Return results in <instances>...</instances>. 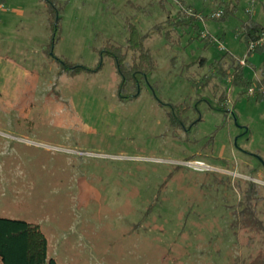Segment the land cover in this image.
Masks as SVG:
<instances>
[{"label": "rangeland", "instance_id": "obj_1", "mask_svg": "<svg viewBox=\"0 0 264 264\" xmlns=\"http://www.w3.org/2000/svg\"><path fill=\"white\" fill-rule=\"evenodd\" d=\"M55 1L53 55L40 0L0 4V215L38 223L60 264H243L264 251V230L229 225L227 206L246 180L264 185V98L211 67L244 56L258 75L264 47L248 52L237 30L264 25V0ZM187 5L196 26L172 27ZM127 23L156 60L136 90L92 49L124 43ZM54 56L92 71L69 76Z\"/></svg>", "mask_w": 264, "mask_h": 264}, {"label": "trees", "instance_id": "obj_2", "mask_svg": "<svg viewBox=\"0 0 264 264\" xmlns=\"http://www.w3.org/2000/svg\"><path fill=\"white\" fill-rule=\"evenodd\" d=\"M5 0H0V4L3 5ZM45 7L47 19L50 23L51 35L45 50L48 54L53 55L54 52H50L52 44L55 41V33L59 23V11L60 8L56 4L55 0H40ZM190 8V5H187ZM219 16L212 17L223 18L230 10L228 6H224ZM180 10L178 11V13ZM196 10L190 8L187 12H183L181 16L170 21L172 27L180 24L196 26V20L199 17L195 16ZM186 18H188L186 20ZM191 20V21H190ZM193 20V21H192ZM128 35L124 43H115L110 38H105L100 46H92V49L98 52L100 57H107L113 61L117 71L121 77V84H130L133 90L137 89V79L135 72L150 73L156 65L155 58L151 55L150 51L143 43V35H138L135 30V26L132 23H127ZM175 27V28H176ZM170 29L165 32V37L174 41L176 38H172L169 33ZM201 30H198V34ZM238 36H240L249 46L250 43H254L252 49H248V52L261 49L264 47V25L252 18H248L241 24V28L237 30ZM244 57V56H243ZM243 57L229 56L227 67H224L220 62L212 63L211 67L222 77L227 78L231 84L240 86L241 93L251 94L256 98H264V57L262 64L258 69V75L249 77L244 71V63L240 62ZM55 61L61 68V71H66L69 76L79 74L81 71H92L89 67L69 62L58 56H54ZM244 59H246L244 57ZM203 59H201L202 61ZM102 64V60L97 63V66ZM174 106V105H173ZM181 109L184 107L180 105ZM173 109V108H172ZM167 109L168 120L172 124H179V115L176 111ZM180 109V110H181ZM174 112V113H173ZM176 114V116H175ZM178 118V119H177ZM204 172H212L213 178H218V182L222 181L228 186V181H224L221 178L223 175L221 172L214 170H207ZM242 178L237 177L236 185L239 186ZM245 181V180H244ZM247 187L242 191V196L234 204L228 203V218L229 225H236L243 229V231H258L264 230V223L258 216L257 205H259L257 195V187L260 183L254 181H247ZM262 185V184H260ZM228 189V187H226ZM264 187V185H262ZM0 264H58L53 257L47 255V240L40 229L38 223L31 222L22 218L1 216L0 215ZM243 264H264V251L258 252L256 255L251 256L243 260Z\"/></svg>", "mask_w": 264, "mask_h": 264}, {"label": "built area", "instance_id": "obj_3", "mask_svg": "<svg viewBox=\"0 0 264 264\" xmlns=\"http://www.w3.org/2000/svg\"><path fill=\"white\" fill-rule=\"evenodd\" d=\"M220 13H221V10H217L216 12H214L213 14L215 15V16H219L220 15ZM253 45H254V43L252 42V43H250L249 44V46H248V48L249 49H252L253 48ZM240 62L241 63H244V58H241L240 59ZM200 164H201V167H204V168H207V169H211L212 167L211 166H209V165H204L203 163H201V162H199Z\"/></svg>", "mask_w": 264, "mask_h": 264}, {"label": "crops", "instance_id": "obj_4", "mask_svg": "<svg viewBox=\"0 0 264 264\" xmlns=\"http://www.w3.org/2000/svg\"><path fill=\"white\" fill-rule=\"evenodd\" d=\"M29 221H30V220H29ZM47 255L50 256V257H53V258L56 260V262H57L58 264H60V262H58L57 258L54 257L53 254H51V253L49 254V253L47 252ZM63 262H64V261H63ZM64 263H66V262H64ZM64 263H63V264H64ZM66 264H67V263H66Z\"/></svg>", "mask_w": 264, "mask_h": 264}]
</instances>
